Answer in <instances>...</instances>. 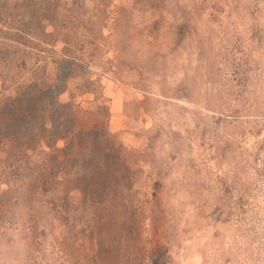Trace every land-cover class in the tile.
<instances>
[{"label":"rangeland","instance_id":"374dc122","mask_svg":"<svg viewBox=\"0 0 264 264\" xmlns=\"http://www.w3.org/2000/svg\"><path fill=\"white\" fill-rule=\"evenodd\" d=\"M0 264H264V0H0Z\"/></svg>","mask_w":264,"mask_h":264}]
</instances>
